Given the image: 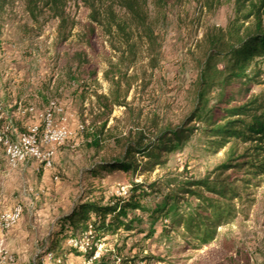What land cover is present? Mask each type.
<instances>
[{"label": "rangeland", "instance_id": "obj_1", "mask_svg": "<svg viewBox=\"0 0 264 264\" xmlns=\"http://www.w3.org/2000/svg\"><path fill=\"white\" fill-rule=\"evenodd\" d=\"M68 11L76 26L67 40L59 32L58 19L46 12L34 21L24 0H13L0 12V120L6 119L3 128L0 124V138L15 139L35 125L42 131L41 114L52 102L57 104L56 124L70 130L64 143L46 146L56 150L51 168L35 159L14 167L0 143V264H89L83 255L70 252L71 238L61 219L90 192L109 199L120 196L123 187L131 191L130 176L124 171L97 177L91 173L104 156L118 152L112 135L187 123L194 127L187 146L170 156L167 168L137 179L156 181L158 192L146 199V210L129 213L136 228L105 237L98 244L100 254L110 264H264V177L247 182L250 176L245 170L221 171L225 150L210 148L204 124L193 114L200 107L205 33L215 27L226 29L235 15L234 4L210 10L204 0L172 2L166 17L155 20L156 42L137 40L136 55L125 50L119 37H108L98 27L91 35L89 9L82 2L71 3ZM77 50L87 51L97 69L95 80L72 83L62 72L60 57ZM108 77L119 79L121 87L114 88ZM118 90L124 105L110 112L94 94L112 96ZM253 92H264V83ZM218 97L219 89L212 88L208 107ZM104 123V149L97 151L83 128L95 131ZM194 181L212 187L227 184L240 193L233 201L234 218L219 226L216 238L208 243L192 236L185 219L200 210L204 198L229 200L205 184L186 193L174 216L160 220L150 216L167 193L188 188ZM19 208L20 217L8 223L7 215Z\"/></svg>", "mask_w": 264, "mask_h": 264}, {"label": "trees", "instance_id": "obj_2", "mask_svg": "<svg viewBox=\"0 0 264 264\" xmlns=\"http://www.w3.org/2000/svg\"><path fill=\"white\" fill-rule=\"evenodd\" d=\"M13 0H0V12H3ZM27 11L34 21L49 12L59 20V32L67 40L76 22L69 14L71 3L82 2L89 9V31L96 28L112 38L119 37L125 50L136 55L138 41L153 45L156 42L157 24L155 20L166 17L170 4L183 0H24ZM210 10L221 5L233 3L235 15L226 29L212 28L205 33L204 68L200 75L198 101L200 107L194 111L195 117L203 122L204 135L210 148L219 152L225 150V161L219 165L221 171L238 168L245 170L249 179L264 177V92L255 94L253 88L264 83V0H204ZM125 52V51H124ZM60 66L64 75L72 82H82L84 78L95 80L97 69L85 50L66 52L60 57ZM110 78V77H108ZM114 88L121 87L119 79H109ZM86 84V83H85ZM212 88L219 89V97L214 105L208 107L207 95ZM88 90V89H87ZM103 108L112 110L114 106H123L119 90L112 96L94 93ZM218 110L221 111L218 114ZM6 119L2 117V128ZM16 124V123H15ZM190 123L175 128H158V125L143 128L136 133L112 135L118 152L104 156L91 169L94 176L114 171H124L130 176L129 196L105 195L99 197L90 194L69 214L61 219L62 229L70 238L86 244L84 251L70 246V252L83 255L89 264H110L105 255L96 257L98 244L108 235L130 232L136 227L135 219H129V213L146 210V199L158 192L157 182L147 180L137 182L140 176L151 174L156 169L167 168L170 156L184 149L190 142L194 127ZM18 126V124H16ZM83 132L89 145L97 151L102 145L103 128ZM8 132L12 133L14 124ZM190 187L173 191L164 196L163 202L151 211L154 220L166 219L176 214L186 193H194L192 187L205 184L194 181ZM211 192L229 202L213 198H204L205 204L200 210L185 219L192 236L208 243L217 236V229L234 218L233 201L240 196L235 187L219 184ZM175 224V221H174Z\"/></svg>", "mask_w": 264, "mask_h": 264}, {"label": "built area", "instance_id": "obj_3", "mask_svg": "<svg viewBox=\"0 0 264 264\" xmlns=\"http://www.w3.org/2000/svg\"><path fill=\"white\" fill-rule=\"evenodd\" d=\"M57 109L56 102H52L50 108L41 114L43 117L44 128L41 131L38 125L31 127L27 132L16 133L17 137L11 139L8 137L0 138L5 155L8 162L12 166H17L28 159H35L42 163L44 167H53V162L56 155L54 147H46L49 144H62L70 136V130L66 126H58L54 119V112ZM9 129V127H7ZM120 196L127 197L130 191L123 187ZM21 208L15 213L7 215V222L14 223L21 215ZM71 245L78 247L83 251L86 249V244H79L78 240L71 238ZM100 256V248L96 253V257ZM61 262L60 259H57Z\"/></svg>", "mask_w": 264, "mask_h": 264}]
</instances>
